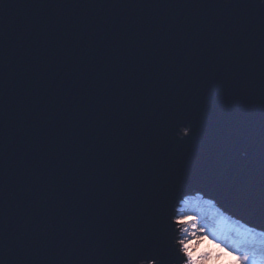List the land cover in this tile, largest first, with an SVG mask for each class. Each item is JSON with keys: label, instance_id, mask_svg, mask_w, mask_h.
<instances>
[{"label": "water", "instance_id": "1", "mask_svg": "<svg viewBox=\"0 0 264 264\" xmlns=\"http://www.w3.org/2000/svg\"><path fill=\"white\" fill-rule=\"evenodd\" d=\"M138 2L143 7L131 6ZM176 2L0 0V64L6 65L0 68V144L6 145L3 155L7 192H15L19 180L27 183L32 175L39 176L40 183L32 191V199L37 200L38 194L47 191L48 183L65 185L76 177L71 191L57 194L64 203L63 209L53 211L55 199L48 205L51 218L64 236L65 214L79 215L82 210L88 212L89 218L99 214L95 227L89 230L85 226V232L80 234L76 244L79 251L73 259L88 258L97 242L104 252L99 258L114 259L119 254L118 244L108 232L113 231V237L128 233L131 238L132 226L137 230L143 226L137 215L141 204L152 198H168L178 187H209L225 202H233L230 193L217 185L211 174L190 170L179 159L188 153L189 144L173 145L174 125L179 119L194 118V113L169 116L158 142L152 139L154 124L146 123L151 119L147 100L150 93L156 96L164 92L175 98L176 91L183 88L179 99L186 102L195 95L202 75L223 54L214 41L222 42L224 48L233 47V24L238 13L209 7L219 0H196L204 6L191 9L171 6ZM110 3L119 6L110 8ZM41 4L46 6L40 7ZM153 4L169 6L153 8ZM105 20L108 23L101 32L98 29ZM208 21H213L214 27L204 28L196 38L194 26L203 27ZM177 31L182 40L173 35ZM164 32L169 34L167 41L162 39ZM189 48L195 53L193 63L178 88L168 89L166 75L174 71L169 61L175 56L177 65L181 64ZM236 59L243 61L244 57ZM236 59L232 60L234 66ZM80 62L97 69L111 64L116 69L120 86L112 97L96 101L73 93L71 80L64 77ZM122 90L127 94L122 95ZM233 112L245 122L246 130L251 127L259 136L264 126V98L258 92L245 93L233 105ZM48 119L54 124L42 127ZM184 131L180 129L179 134ZM170 146L175 156L168 154ZM34 147L41 150L33 151ZM20 150L28 157L27 176L21 175ZM92 153L97 156L95 163L89 159ZM114 156L122 162L115 174L111 172ZM256 159H264V152L258 151ZM48 169H55L56 175L49 176ZM254 174L259 192V170ZM81 187L87 188L88 193L82 203H77ZM125 209L131 218L124 221L121 217V224L113 225L114 218ZM259 211L257 207L251 213L259 218ZM10 213L13 223H17L14 204H10ZM72 246L71 241L66 243V247Z\"/></svg>", "mask_w": 264, "mask_h": 264}, {"label": "snow or ice", "instance_id": "2", "mask_svg": "<svg viewBox=\"0 0 264 264\" xmlns=\"http://www.w3.org/2000/svg\"><path fill=\"white\" fill-rule=\"evenodd\" d=\"M107 6L119 5L110 3ZM131 6L143 7L139 2ZM167 6L151 5L153 8ZM171 6L191 9L204 5L196 0H177ZM209 7L238 13L237 22L233 24V47L224 48L222 42L214 41L223 54L202 75L195 95L186 102L179 99L183 88L176 91L175 98H169L164 92L156 96L150 93L147 100L151 119L146 123L154 124L152 139L158 142L169 116L180 112L194 113V118L179 119L174 125L173 145L189 144L188 153L179 159L190 170L211 174L215 183L230 193L233 202H225L209 187H178L168 198H152L141 204L137 215L142 218L143 226L137 230L133 225L131 238L128 233L113 237V231L108 232L109 238H114L118 244L119 254L114 259L99 258L104 255L99 242L91 247L88 258L73 259L79 251L76 244L81 239L80 234L85 232V226L89 230L95 227L99 214L91 218L85 210L79 215L65 214L63 224L67 236H64L51 218L48 205L55 199L53 211L62 210L64 203L57 194L71 191L76 177L65 185L48 183L47 191L38 194L37 200L32 199V191L33 186L40 183L39 176L32 175L27 183L19 180L17 190L9 193L3 155L6 145L0 144V264H220L224 260L234 264H264V159H256L258 151L264 152V126L257 137L251 127L246 130L245 122L233 112V105L245 93L258 92L264 98V0H219L218 4ZM107 23L105 20L98 30L102 32ZM213 27V21L206 22L203 27L196 24L195 37L198 38L204 28L211 30ZM173 35L183 39L180 31ZM169 38L168 32H164L162 39L167 41ZM88 49H93L91 41ZM194 55L189 48L179 65L175 56L171 58L169 63L174 71L166 75L168 89L178 88ZM240 56L244 57L243 61L236 59ZM225 57L229 59L226 61ZM3 67L6 65L0 64V68ZM64 78L71 80L73 93L96 101L112 97L120 86L116 69L111 64L97 69L80 62L70 68ZM149 78L150 74L145 78L146 83ZM126 94L122 90V95ZM140 119L144 120L143 115ZM53 124L54 121L48 119L42 127ZM180 129H185L182 135ZM37 150L41 149L33 148V151ZM167 151L175 156L171 146ZM89 159L95 163L96 154L92 153ZM19 163L23 166L21 175L27 176L29 162L23 150L19 152ZM121 163L119 156L113 157V174L119 171ZM257 169L259 192L254 174ZM99 170L93 174V180ZM48 175L55 176L56 170L48 169ZM87 193L88 189L81 187L77 203H82ZM10 204L15 205V214L19 217L17 223H13ZM257 207L259 218L251 213ZM121 217L124 221L131 218L127 209L122 210L120 216L114 218L113 225L121 224ZM68 241L72 242L71 248L66 247ZM202 242L211 247L199 250Z\"/></svg>", "mask_w": 264, "mask_h": 264}, {"label": "clouds", "instance_id": "3", "mask_svg": "<svg viewBox=\"0 0 264 264\" xmlns=\"http://www.w3.org/2000/svg\"><path fill=\"white\" fill-rule=\"evenodd\" d=\"M207 264H213V262H207ZM220 264H234V262L224 260V261H220Z\"/></svg>", "mask_w": 264, "mask_h": 264}, {"label": "rangeland", "instance_id": "4", "mask_svg": "<svg viewBox=\"0 0 264 264\" xmlns=\"http://www.w3.org/2000/svg\"><path fill=\"white\" fill-rule=\"evenodd\" d=\"M228 226H226L225 228H227ZM211 247L210 245L207 244V242H202L201 248L199 250H203L204 248H208Z\"/></svg>", "mask_w": 264, "mask_h": 264}, {"label": "bare ground", "instance_id": "5", "mask_svg": "<svg viewBox=\"0 0 264 264\" xmlns=\"http://www.w3.org/2000/svg\"><path fill=\"white\" fill-rule=\"evenodd\" d=\"M179 207V206H178ZM226 227V226H225Z\"/></svg>", "mask_w": 264, "mask_h": 264}]
</instances>
